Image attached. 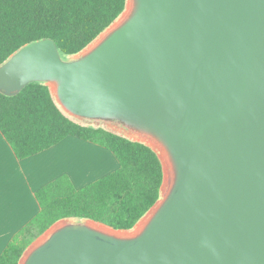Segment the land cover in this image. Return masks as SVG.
<instances>
[{
  "label": "water",
  "instance_id": "95a60500",
  "mask_svg": "<svg viewBox=\"0 0 264 264\" xmlns=\"http://www.w3.org/2000/svg\"><path fill=\"white\" fill-rule=\"evenodd\" d=\"M116 20L68 60L21 46L0 90L40 81L67 116L121 123L161 197L132 232L60 219L18 264H264V0H127Z\"/></svg>",
  "mask_w": 264,
  "mask_h": 264
},
{
  "label": "trees",
  "instance_id": "16d2710c",
  "mask_svg": "<svg viewBox=\"0 0 264 264\" xmlns=\"http://www.w3.org/2000/svg\"><path fill=\"white\" fill-rule=\"evenodd\" d=\"M127 0H0V65L21 46L52 39L60 56L81 52L124 11ZM0 132L16 158L42 152L73 136L105 147L118 167L76 188L61 174L34 192L39 211L0 253V264H18L26 248L60 219L131 230L161 197L162 165L145 143L67 116L40 81L5 94L0 90Z\"/></svg>",
  "mask_w": 264,
  "mask_h": 264
},
{
  "label": "crops",
  "instance_id": "0c3cea01",
  "mask_svg": "<svg viewBox=\"0 0 264 264\" xmlns=\"http://www.w3.org/2000/svg\"><path fill=\"white\" fill-rule=\"evenodd\" d=\"M117 167L111 151L73 136L18 159L0 132V253L13 234L39 211L34 196L39 187L66 174L79 188Z\"/></svg>",
  "mask_w": 264,
  "mask_h": 264
},
{
  "label": "rangeland",
  "instance_id": "374dc122",
  "mask_svg": "<svg viewBox=\"0 0 264 264\" xmlns=\"http://www.w3.org/2000/svg\"><path fill=\"white\" fill-rule=\"evenodd\" d=\"M118 20H115V22H117ZM113 23V24H114ZM107 29H105L101 35L106 31ZM99 37H97L90 45H88L84 50H86L89 46H91ZM83 50V51H84ZM81 51V52H83ZM81 52L77 53V55H79ZM76 55H72V56H64L65 60H68L69 58H73ZM75 121L82 123V124H91L94 126H101L103 128H106L108 130L114 131L116 133L122 134L124 136H132L119 122H111V121H106V120H99V119H78V118H73ZM134 137V136H133ZM143 220L140 219L137 224L128 232H132L133 230H135L137 228V226L140 224V222ZM8 241V240H7ZM7 241L5 243H7ZM4 243V244H5Z\"/></svg>",
  "mask_w": 264,
  "mask_h": 264
}]
</instances>
